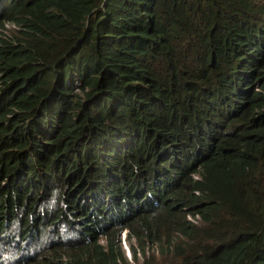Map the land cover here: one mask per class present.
I'll list each match as a JSON object with an SVG mask.
<instances>
[{
    "label": "trees",
    "instance_id": "1",
    "mask_svg": "<svg viewBox=\"0 0 264 264\" xmlns=\"http://www.w3.org/2000/svg\"><path fill=\"white\" fill-rule=\"evenodd\" d=\"M125 231L264 264V0H0V264H131Z\"/></svg>",
    "mask_w": 264,
    "mask_h": 264
},
{
    "label": "clouds",
    "instance_id": "2",
    "mask_svg": "<svg viewBox=\"0 0 264 264\" xmlns=\"http://www.w3.org/2000/svg\"><path fill=\"white\" fill-rule=\"evenodd\" d=\"M190 221L194 222V223H197V219H192L191 217L189 218ZM125 236V240H126V243H127V246L128 248L124 249L123 247V237ZM128 232L125 231L123 234H122V248H123V251L125 252V256L127 258V260L131 263V264H135L134 262V254L129 246V243H128ZM135 245V243H134ZM136 246V245H135ZM138 247V246H136ZM137 256L138 258L142 261L143 260V256H142V253L140 252V250L138 249V253H137Z\"/></svg>",
    "mask_w": 264,
    "mask_h": 264
},
{
    "label": "rangeland",
    "instance_id": "3",
    "mask_svg": "<svg viewBox=\"0 0 264 264\" xmlns=\"http://www.w3.org/2000/svg\"><path fill=\"white\" fill-rule=\"evenodd\" d=\"M12 28H14V27H10V29H12ZM134 243H135L136 246H138L136 240H134ZM103 244H106V242L103 241ZM123 247H124V249L128 248L127 243H126V240H125V236L123 237Z\"/></svg>",
    "mask_w": 264,
    "mask_h": 264
}]
</instances>
